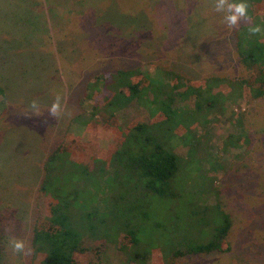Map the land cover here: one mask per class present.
<instances>
[{
	"label": "rangeland",
	"instance_id": "374dc122",
	"mask_svg": "<svg viewBox=\"0 0 264 264\" xmlns=\"http://www.w3.org/2000/svg\"><path fill=\"white\" fill-rule=\"evenodd\" d=\"M14 1L0 0V54L5 52L2 55H6L0 56V85L6 101L5 107L0 106V208L10 204L15 209L17 217L25 226L24 234L18 239H23L26 242L25 250L30 247L31 252L27 255L14 252L10 245L5 264L33 262L32 229L37 217L46 209L43 203H49L40 200L37 191L43 162L46 155L64 141L67 149L55 161V166L61 171L59 176L64 180L63 187L66 192L73 187L78 191L80 199L77 197V201L84 202V211L92 208V216L83 219L85 227L81 226L80 219L84 213L78 211L79 216L71 218L74 223H79L86 246L105 243L100 253V264H125L126 258L119 250V245L127 241L124 236L128 228H121L116 215L120 208L118 197L122 189L131 190L132 195L137 189V182L127 171L122 179L123 184L113 175L124 168L120 163L125 157L117 154L123 137H118L117 131L111 129L114 123L116 126L118 123L120 131L136 117L138 119L146 114V110L133 101L115 111V118L111 121L105 113H94V102L84 96V85L92 74H102L104 70L116 67H136L148 62L164 69L176 70L193 81H202L208 75L239 76L243 72L233 54V27L227 25L225 12L215 10L216 0H84V5L79 2L82 0H72L75 11L83 12L84 7L94 8L100 1L104 12L98 11L93 28L102 37L98 41L97 36L95 40H90L96 48L89 47L86 39L80 41L83 46L79 45L77 53L82 52L72 62H64L63 66L57 55L52 56L50 51L43 52L41 49V41L35 34L36 30L45 26L40 16L37 15L38 20L26 18L23 11L16 7L10 8ZM69 1L53 0L55 11L69 8ZM43 2L45 9L47 2ZM187 11L195 12L189 17L192 18V24L185 21ZM108 12L113 14L114 21H110ZM108 20L117 26H125L127 33L118 41L121 44L113 40L115 33L117 38V30L110 26L111 23L105 25ZM66 21L64 18L57 25ZM82 21L83 25L88 26L84 28H90L93 22L91 14L85 11ZM138 23L145 25L140 30L147 27V31L153 30L155 33L152 37L141 31L139 38H143L145 43L142 45V41L136 46L133 43L138 39L137 30H130L135 29ZM41 52L45 57L42 61L36 56ZM182 83L184 86L177 89L178 92L186 89L184 79ZM210 91L220 96L224 106L219 104L217 111L209 112L207 120L190 123L191 127L180 126L174 142L171 138L175 137H169L166 126L157 127L155 134L158 143L167 149L172 147L182 157L179 161L180 176L177 174L173 180L174 190L185 188L186 184H190V179L199 182L205 173L214 177L220 191L219 200L232 220L227 237L231 249L228 252L182 258L176 264H264V100L250 103L241 100L236 105L226 101L230 90L225 85L211 87ZM57 95L61 97L62 112L54 119L49 116L48 108ZM2 98L0 95V100ZM33 99L40 106L39 116L29 108ZM194 100L195 95L184 94L175 106L191 108ZM239 109L245 111L244 120L253 136L250 142L248 138L245 139L246 134L235 127L233 113ZM80 112L87 117L94 114L92 118L97 119L98 123L92 121L87 125L84 114L72 123L73 116ZM153 116L149 115L150 118ZM172 116L175 118V114ZM66 132H70L73 137H66ZM194 140L201 146L188 152V147L182 143L196 145ZM102 173L108 179L104 183L100 180ZM182 193L176 201L177 205L174 204L178 211L193 200L190 192ZM167 205L170 206L168 201L159 204L154 202L147 223L137 233L139 241L135 242L130 236L132 242L125 247L132 252L142 253L149 249L151 264H163V260L155 256L157 251L162 255L160 248L162 243L165 245L167 238L159 236L160 231H152V222H165V217L171 215ZM88 223L93 225L92 228L87 227Z\"/></svg>",
	"mask_w": 264,
	"mask_h": 264
},
{
	"label": "trees",
	"instance_id": "16d2710c",
	"mask_svg": "<svg viewBox=\"0 0 264 264\" xmlns=\"http://www.w3.org/2000/svg\"><path fill=\"white\" fill-rule=\"evenodd\" d=\"M44 1L47 2L45 9L43 0H15L13 5L10 6V8L16 7L21 12L23 11L28 19L34 17L36 20L37 15L40 16L39 19L45 26L36 30L35 34L37 35L36 38L41 41L40 46L43 52L50 51L52 56L57 55L60 63L63 64L64 62H72L77 57L76 55L82 52L81 50L77 53L80 46H83L80 41L86 39L87 43L89 42V47L96 48L91 44V41L95 40V36L98 37L97 41L102 37L93 28L98 11L104 12L103 8L101 9L100 1L94 8H83L84 12L87 11L91 14L93 22L90 23V28H84L86 26L83 25L82 21L84 12L82 10L75 11V8L72 7V0L68 3L69 8L65 10L61 8L56 11L53 0ZM83 1H79L80 4H83ZM183 1L185 2V0ZM231 2H238V0H231ZM246 2L249 5L247 14L250 19L247 21L241 20L237 26L232 28L233 54L239 62L243 74L232 78L208 75L202 81H193L178 74L176 70L164 69L158 64L148 62L136 67H116L104 70L102 74H92L84 85V96L93 100L94 113H105L111 121L115 118L113 115L115 111L133 101L146 110V114L142 115L141 119L136 117L134 121L123 129L121 128L120 131L118 123V128L114 123L116 128L111 129L117 131L118 137H123L119 142L120 148L117 149L120 150L117 154L126 158L125 162H123L125 160L123 158L120 163L124 168L113 173V175L116 180H120V184H123L122 179L127 171L128 174L134 176L133 180L137 182V189L132 195L131 190L122 189L118 197L120 198V208L116 215L121 222V228L124 227L125 230L126 227L128 228L124 236L127 241L119 245V250L126 258L125 264L152 263V257L148 258V254L151 252L149 249H145L142 253L139 251L132 252V250L125 249V247L127 243L132 242L130 236L133 237L135 242L139 241L137 233L139 228L147 223L151 214L150 207L154 202L159 204L168 201L170 203V206H165L171 214L167 218L165 217V222H157L156 220L152 222V231L154 233L160 231L159 236H166L167 238L165 245L162 243L160 248L162 255L157 251L155 256L156 259L163 260V264H176L182 258L187 259L194 255L228 252L231 249L227 237L232 220L230 213L222 207L219 200L220 191L216 182H214V177L205 173L204 178L203 176L199 178V182L190 179L189 186L186 184L185 188L174 190L173 180L177 174L180 176L181 166L179 167V161L182 157L172 147L167 149L158 143L156 140L158 136L155 133L157 127L166 126L169 130V137H175L171 138L174 142L177 138L176 131L179 130L180 126L186 125L189 127L190 123L195 122L196 124L205 121L209 112L218 110L219 104L223 107L222 99L218 94L210 91L211 87L225 85L230 90V95L226 101L236 105L241 100H245L247 103L264 100V0H246ZM70 7H72L71 10ZM108 13L110 14V21H114L113 14ZM187 14L185 21L192 24L190 22L192 18L189 17L190 14H195V12L187 11ZM64 18L67 21L57 25ZM110 21L108 20L105 25L111 23L110 26L117 30V38L116 33L112 38L114 41L116 40L117 44H121L118 41L121 37H124L125 32L127 33L125 26H117ZM139 25L140 23L135 29L130 30H137L138 39L133 43L136 46L144 41L143 38H139L141 31L149 33L152 37L155 33L153 30L147 31V27L143 28L145 30H140V27L145 25ZM252 25H259L261 32L256 35L250 34L248 28ZM88 29L95 33L86 32ZM130 31L128 30V32ZM144 43L145 41L142 45ZM1 48L2 44H0V50ZM104 48L106 49V46ZM4 53L1 52L0 56ZM2 56L6 57V55ZM36 56L41 61L45 58L42 52L36 54ZM65 58L68 60L65 61ZM183 79L186 81V89L183 92H178L177 89L184 86ZM184 94L195 95L193 107L175 106L181 101ZM0 95L3 96L0 100V106L5 107L6 101L1 85ZM83 114L85 115V113H77L73 116L71 122L78 121ZM151 114L154 115L152 118L149 117ZM174 114L175 118L172 116ZM93 115L91 117L85 115L87 125H90L92 121L98 123L97 119L92 118ZM233 117L236 120L235 127H237V131L244 132L246 134L245 139L248 138L250 142V137L253 136L251 132L249 133L250 128L244 120L245 111L242 109L236 110ZM113 134L115 133L113 132ZM65 136L73 137L70 132H66ZM193 142L196 143L195 140ZM182 144L188 147V152L197 150L199 146L198 143L195 145L191 142L190 145L185 142ZM66 149L64 141L52 149L43 162V173L37 191L39 199H42L43 202L47 200L49 203H43L46 209L42 215L37 217L32 229L31 245L34 256L32 264L101 263L100 253L105 247V243L93 247L86 246L80 233L79 223H74L71 218L74 215L79 216L78 211L84 213L80 219L82 221L81 226L85 227L86 224L83 219L92 216L90 211L92 208L89 207L87 212L83 210L85 208L83 206L84 202L77 201V197L79 199L80 197L74 187L66 192L63 187L64 180L59 176L61 174V171H58L60 168L55 166V161ZM245 150H247V147H245ZM100 175L102 178L100 180L103 183L105 179L108 180L105 173ZM191 185L197 187L194 188ZM182 192H190L193 200L184 209L178 211L175 208L176 201L181 197ZM73 206L76 207V210L73 209ZM91 226L93 225L87 224V227L92 228ZM24 227L17 217L15 209L10 204L0 208V264H5L7 250L11 245L10 238H20L24 234ZM160 228L163 229L160 230Z\"/></svg>",
	"mask_w": 264,
	"mask_h": 264
},
{
	"label": "clouds",
	"instance_id": "9594fccd",
	"mask_svg": "<svg viewBox=\"0 0 264 264\" xmlns=\"http://www.w3.org/2000/svg\"><path fill=\"white\" fill-rule=\"evenodd\" d=\"M248 7L249 5L247 4L246 0H238V2H231V0H216L215 2V10L226 13L224 19L230 28L237 26L241 20L247 21L250 19L247 14ZM248 31L250 34L256 35L261 32V27L259 25H252L248 28ZM29 108L37 116L41 115L40 106L37 100L33 99L29 104ZM61 112V97L57 95L48 108V114L55 119L61 115ZM68 114L70 115V113ZM10 244L14 252H20L25 255L31 252L30 247L25 250L26 242L23 239L12 237L10 238Z\"/></svg>",
	"mask_w": 264,
	"mask_h": 264
}]
</instances>
